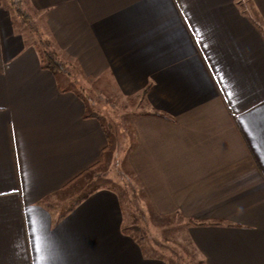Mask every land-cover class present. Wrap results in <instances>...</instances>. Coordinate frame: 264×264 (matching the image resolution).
<instances>
[{"label":"crops","instance_id":"obj_1","mask_svg":"<svg viewBox=\"0 0 264 264\" xmlns=\"http://www.w3.org/2000/svg\"><path fill=\"white\" fill-rule=\"evenodd\" d=\"M13 1L0 0V264H167L127 230L120 190L52 201L109 146L72 86L84 79L144 94L120 151L151 207L188 219L203 264H264V0H248L260 20L243 0H27L70 74L42 67Z\"/></svg>","mask_w":264,"mask_h":264},{"label":"rangeland","instance_id":"obj_2","mask_svg":"<svg viewBox=\"0 0 264 264\" xmlns=\"http://www.w3.org/2000/svg\"><path fill=\"white\" fill-rule=\"evenodd\" d=\"M243 1V8L254 14L255 19H258L260 16L253 9L252 3L248 0ZM13 2H16L12 12L14 26L21 30L29 29V31H31L30 26L34 25L41 29L44 28L42 17L30 12L28 18H22L19 12L21 10L19 1L14 0ZM32 33L30 32V38L33 40L34 33ZM62 55L66 56V53L62 51ZM83 81V87L81 83L75 82L72 83V86L84 94L88 113L100 116L110 137L109 146L98 163L84 171L77 181L72 183L71 187L62 190L53 197L55 199L52 201L61 203L59 206L63 207L97 186L114 187L120 190L123 197L127 230L138 238L148 254L165 259L167 264H203L202 257L189 236L188 219L179 212L163 214L152 208L147 195L142 191L135 177L131 164L120 151L122 136L129 130L127 126L129 118L135 112L145 108L144 94L128 97L110 89L105 92L103 90L97 92V96L94 90V92L88 90L92 81L89 79ZM96 86L97 83H93L91 87L97 90Z\"/></svg>","mask_w":264,"mask_h":264},{"label":"trees","instance_id":"obj_3","mask_svg":"<svg viewBox=\"0 0 264 264\" xmlns=\"http://www.w3.org/2000/svg\"><path fill=\"white\" fill-rule=\"evenodd\" d=\"M28 4L27 0L21 1L19 4V7L21 8L19 12L22 18L29 17V13L23 6ZM12 5L16 6V2H12ZM30 30L31 33H34L33 43L38 49L42 67L48 68L54 73L62 72L70 74L72 70H75V65H73L70 59L62 55L60 49L54 39L50 36L47 29H41L39 26L34 25L30 26ZM202 263H204L203 259Z\"/></svg>","mask_w":264,"mask_h":264},{"label":"snow or ice","instance_id":"obj_4","mask_svg":"<svg viewBox=\"0 0 264 264\" xmlns=\"http://www.w3.org/2000/svg\"><path fill=\"white\" fill-rule=\"evenodd\" d=\"M229 96L231 95V94H228ZM37 251H38V249H37Z\"/></svg>","mask_w":264,"mask_h":264}]
</instances>
